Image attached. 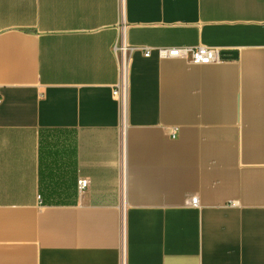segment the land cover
Listing matches in <instances>:
<instances>
[{
    "label": "crops",
    "instance_id": "0c3cea01",
    "mask_svg": "<svg viewBox=\"0 0 264 264\" xmlns=\"http://www.w3.org/2000/svg\"><path fill=\"white\" fill-rule=\"evenodd\" d=\"M0 264H264V0H0Z\"/></svg>",
    "mask_w": 264,
    "mask_h": 264
},
{
    "label": "built area",
    "instance_id": "2783aa9c",
    "mask_svg": "<svg viewBox=\"0 0 264 264\" xmlns=\"http://www.w3.org/2000/svg\"><path fill=\"white\" fill-rule=\"evenodd\" d=\"M143 56H149L154 50L158 58H181L191 64H210L219 63L224 60L219 49L202 45L196 46H168V47H138ZM113 52L118 60V80L111 87V95L117 101L120 112L125 111L127 99V76L130 63V52L133 49L128 45L122 34H119L118 39L112 45ZM88 180L80 177L76 181L78 191H81L87 186ZM190 203L195 204L196 198L192 197Z\"/></svg>",
    "mask_w": 264,
    "mask_h": 264
},
{
    "label": "water",
    "instance_id": "95a60500",
    "mask_svg": "<svg viewBox=\"0 0 264 264\" xmlns=\"http://www.w3.org/2000/svg\"><path fill=\"white\" fill-rule=\"evenodd\" d=\"M223 58H231L235 56L234 51H220Z\"/></svg>",
    "mask_w": 264,
    "mask_h": 264
}]
</instances>
